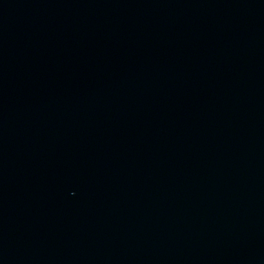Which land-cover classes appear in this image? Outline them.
Wrapping results in <instances>:
<instances>
[{
	"label": "water",
	"instance_id": "1",
	"mask_svg": "<svg viewBox=\"0 0 264 264\" xmlns=\"http://www.w3.org/2000/svg\"><path fill=\"white\" fill-rule=\"evenodd\" d=\"M0 264H264V0H0Z\"/></svg>",
	"mask_w": 264,
	"mask_h": 264
}]
</instances>
